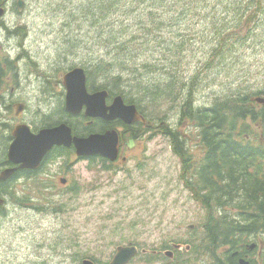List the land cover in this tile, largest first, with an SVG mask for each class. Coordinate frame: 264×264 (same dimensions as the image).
I'll return each mask as SVG.
<instances>
[{
    "label": "rangeland",
    "instance_id": "374dc122",
    "mask_svg": "<svg viewBox=\"0 0 264 264\" xmlns=\"http://www.w3.org/2000/svg\"><path fill=\"white\" fill-rule=\"evenodd\" d=\"M19 1L22 9L18 7ZM64 1L10 0L8 12L1 17L5 25L0 29V55L23 66L19 72L21 84L31 81L34 86L48 84L49 88H44L47 97L42 98L36 96L33 89L24 94L28 90L25 87L23 93L17 88L11 89V85L6 87L0 106V116L5 123V127L0 128V162L8 137L5 128L16 124L14 104L26 100L28 112L24 117L27 120L42 117L43 112L49 115L54 109L59 112L51 115L53 120L49 126H56L64 119L58 105V100L62 101L54 96L61 86L54 82L77 62L67 67L53 66L50 53L58 34H67L69 30L87 34L93 29L77 16H70L61 25L66 10ZM68 1L74 4L87 0ZM179 1L182 0H176L174 5L175 16ZM185 1H188L186 8L191 19L212 27L219 19V26H226L222 21V5L201 0L206 5L203 7L199 0ZM205 13L208 17L203 18ZM84 15L89 17L90 24L100 14L85 7ZM79 27L84 30L79 31ZM209 34L206 33L207 40ZM224 35L228 37L230 49L224 52L223 63L209 80H198L196 89L210 87L199 92L197 104L210 103L212 89L220 96L242 84L252 90L264 87V12L253 34ZM30 56L34 57L36 66L25 64ZM95 87L101 85L96 83ZM113 92L119 93V90ZM175 115L170 117L172 123H177ZM127 155L126 161L105 164L109 169L99 160L91 163L69 160L61 167L60 160L55 159L43 170L17 180L14 183L17 195L6 203V218L0 221V264H78L82 259L108 264L117 242L136 239L142 243L157 242L161 246L160 260L155 264L163 261L167 264L172 259V255L164 256V251L177 254L171 261L173 264H200L197 258L205 251L200 226L204 212L183 184L179 161L167 139L157 132H149ZM61 177H67L65 184L61 183ZM189 224H194L192 231L188 230ZM176 233L185 246L197 244L196 250L166 247L165 241H172ZM192 238L194 240L190 241ZM205 264H213V260L207 256Z\"/></svg>",
    "mask_w": 264,
    "mask_h": 264
},
{
    "label": "trees",
    "instance_id": "16d2710c",
    "mask_svg": "<svg viewBox=\"0 0 264 264\" xmlns=\"http://www.w3.org/2000/svg\"><path fill=\"white\" fill-rule=\"evenodd\" d=\"M207 1L222 5L225 27L219 26V19L213 27L191 19L185 0L177 3L176 16V0L65 1L67 17L82 18L93 29L87 34L66 35L57 48L74 53L79 48L76 45L86 42V54L72 55V59L79 58L82 65L89 63L85 67L91 77L100 75L103 84L125 89L128 101L139 108L156 111L158 117L147 116L157 119L160 131L179 154L181 178L192 185L196 200L207 203L203 247L211 255L220 246L237 248L243 236L245 240L264 231V105L253 100L264 94V87L252 90L242 84L214 96L211 104L198 106L193 105L194 90L200 78L209 80L223 63L224 52L230 49L224 34L255 32L264 0ZM85 7L100 14L90 24ZM206 33H211L208 40ZM13 67L8 56L0 55V101ZM170 107L176 111L178 125L168 122ZM257 136L259 145H255ZM238 208L245 211H236L233 217ZM245 251L252 253L246 247ZM220 252L219 261L236 264L229 249ZM256 264H264V253Z\"/></svg>",
    "mask_w": 264,
    "mask_h": 264
},
{
    "label": "water",
    "instance_id": "95a60500",
    "mask_svg": "<svg viewBox=\"0 0 264 264\" xmlns=\"http://www.w3.org/2000/svg\"><path fill=\"white\" fill-rule=\"evenodd\" d=\"M2 13V10L0 9V14ZM81 72V70L76 69ZM82 73V72H81ZM80 78V74L78 72H75L72 77H67L66 82L68 86L71 89L69 101L70 104L73 105L77 103L78 101H84L88 105H90L89 112L95 110V107L91 105L90 100L87 97H84L82 95H75L72 91V83L77 82ZM97 98H99V95H97ZM115 109L118 110L119 114H122V111L119 110L117 105L115 104ZM114 111V108H113ZM69 128L61 126L55 130H49V131H43L36 141H26L20 132V129L15 130V135L17 136L16 142L11 146V151L9 152V158L11 160L21 161L22 165L24 166L34 155L35 152L38 151V149L44 145L48 141H54L56 143H64L69 144ZM78 145L79 152L83 153H92L97 151L98 149H95L96 146L102 145V149L100 151L106 155L112 154L114 150V137H108L107 139L103 140L100 138H93L91 140H81L77 139L74 141ZM10 172H5L1 176V178L6 177ZM242 264H247L246 262H241ZM87 264H91L87 262Z\"/></svg>",
    "mask_w": 264,
    "mask_h": 264
},
{
    "label": "flooded vegetation",
    "instance_id": "af4514ba",
    "mask_svg": "<svg viewBox=\"0 0 264 264\" xmlns=\"http://www.w3.org/2000/svg\"><path fill=\"white\" fill-rule=\"evenodd\" d=\"M104 122L102 119H87L86 123L88 124H99ZM121 121L120 119H114V121L111 122H105L106 126H112L114 124V128L119 124ZM126 130L124 129L123 132ZM33 171L32 170H27V169H20L16 168L14 172L10 176H6L5 178H0V196L4 198V203L5 205H0V221L2 220L1 218H6L5 212H6V203H7V196L9 192H5L1 190V185H4L5 187L9 188L12 190L13 193H17L18 190L15 188L14 183L19 180L22 177H27L30 175ZM13 179V184H11L10 180ZM1 224V222H0ZM121 247V250L119 251V258L121 259V263L117 264H155L154 262H157L160 260L161 254L160 253V247L157 242H150V243H142V240H121V242H117L115 244V252H116V247ZM182 247H180L181 249ZM244 248L241 249L240 247V252H239V257L245 255L243 253ZM114 252V254H115ZM163 255H172V259L169 260L167 264H173L171 261H174L177 254L175 255V252L172 254L171 251H164ZM164 262V261H163ZM161 262L160 264H163ZM253 262L258 263V259H254ZM182 264H184L182 262Z\"/></svg>",
    "mask_w": 264,
    "mask_h": 264
}]
</instances>
